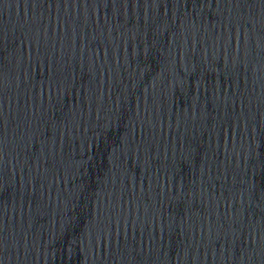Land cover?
<instances>
[{
  "label": "water",
  "instance_id": "water-1",
  "mask_svg": "<svg viewBox=\"0 0 264 264\" xmlns=\"http://www.w3.org/2000/svg\"><path fill=\"white\" fill-rule=\"evenodd\" d=\"M0 264H264V0H0Z\"/></svg>",
  "mask_w": 264,
  "mask_h": 264
}]
</instances>
